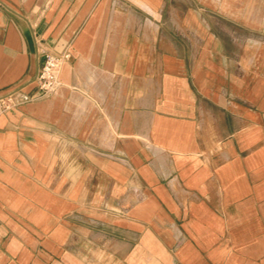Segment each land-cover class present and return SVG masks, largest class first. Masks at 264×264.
Instances as JSON below:
<instances>
[{
    "label": "crops",
    "instance_id": "0c3cea01",
    "mask_svg": "<svg viewBox=\"0 0 264 264\" xmlns=\"http://www.w3.org/2000/svg\"><path fill=\"white\" fill-rule=\"evenodd\" d=\"M38 38L71 57L0 115V264H264V0H0V98Z\"/></svg>",
    "mask_w": 264,
    "mask_h": 264
},
{
    "label": "built area",
    "instance_id": "2783aa9c",
    "mask_svg": "<svg viewBox=\"0 0 264 264\" xmlns=\"http://www.w3.org/2000/svg\"><path fill=\"white\" fill-rule=\"evenodd\" d=\"M39 52L44 56L37 74V93L31 95L22 94L13 101L0 99V115L8 110L12 105L23 104L34 98H40L53 94L60 84V73L63 64L70 59L71 53L67 50H55L46 45L41 38L37 39Z\"/></svg>",
    "mask_w": 264,
    "mask_h": 264
},
{
    "label": "rangeland",
    "instance_id": "374dc122",
    "mask_svg": "<svg viewBox=\"0 0 264 264\" xmlns=\"http://www.w3.org/2000/svg\"><path fill=\"white\" fill-rule=\"evenodd\" d=\"M248 10H249V12H251V7H249ZM254 11H255V9H253V11L251 13L254 14ZM222 25L224 27H229L230 29L234 30V28H231V27H233L232 24H229V23L228 24H221V25L219 24V27H222ZM256 36H258V35L254 34V32H250V31L248 32V39H249V43L248 44H249V46H253L254 47V44L252 43V41L254 40V37H256Z\"/></svg>",
    "mask_w": 264,
    "mask_h": 264
},
{
    "label": "water",
    "instance_id": "95a60500",
    "mask_svg": "<svg viewBox=\"0 0 264 264\" xmlns=\"http://www.w3.org/2000/svg\"><path fill=\"white\" fill-rule=\"evenodd\" d=\"M5 97H7V96H5ZM5 97H1L0 99H3V98H5Z\"/></svg>",
    "mask_w": 264,
    "mask_h": 264
}]
</instances>
